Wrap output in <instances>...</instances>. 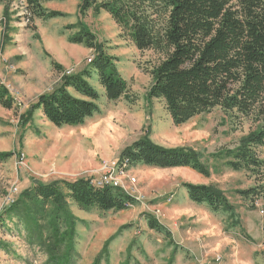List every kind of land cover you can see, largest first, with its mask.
Wrapping results in <instances>:
<instances>
[{"label": "rangeland", "instance_id": "374dc122", "mask_svg": "<svg viewBox=\"0 0 264 264\" xmlns=\"http://www.w3.org/2000/svg\"><path fill=\"white\" fill-rule=\"evenodd\" d=\"M80 3L43 4L46 11L64 14L45 21L32 20L24 0H0V79L17 95L10 94L14 109L0 106V153H14L0 163V215L34 181L48 185L101 180L108 175L125 189L112 186L132 196L137 204L127 211L103 212L97 208L85 211L68 202L76 225L72 264H94L99 257L101 264H264V200L253 206L237 193L256 186L259 178L234 172L224 161L211 158L220 150L237 147L258 128L255 119L217 108L176 127L165 103L147 97L153 84L151 71L163 55L138 50L105 11L91 10L82 16ZM82 28L93 33L115 59L134 102L126 98L110 102L98 73L93 72L88 83L99 95V114L82 126L58 128L38 111L24 124L21 116L40 96L56 90L65 74L90 69L97 53L71 40ZM144 137L165 148L200 153L209 177L189 168L161 170L138 165L123 169L122 151ZM258 153L264 160V148ZM186 183L223 192L234 213H216L194 204L184 188ZM20 206L21 211L23 203ZM45 211L32 219L25 217L30 226L16 216L6 220V226L0 228V264H53L46 249L49 241L41 245L36 237V227L49 233L54 208ZM148 215L164 232L151 229ZM59 253L66 254L67 248L61 247Z\"/></svg>", "mask_w": 264, "mask_h": 264}, {"label": "trees", "instance_id": "16d2710c", "mask_svg": "<svg viewBox=\"0 0 264 264\" xmlns=\"http://www.w3.org/2000/svg\"><path fill=\"white\" fill-rule=\"evenodd\" d=\"M24 1L32 20L47 21L64 16L43 8L45 3L61 0ZM91 10L108 13L138 50L163 55L151 71L153 84L147 97L165 103L176 127L217 108L255 119L258 128L237 147L220 150L211 158L224 161L234 172H248L259 178L256 186L237 193L253 206L264 200V160L258 153V149L264 148V0H81L79 13L86 16ZM71 40L97 53L90 69L80 74H65L56 90L40 96L21 116L24 124L31 122L38 111L58 128L82 126L99 114L96 104L99 95L88 83L93 72L98 73L110 102L122 98L134 102L115 59L106 53L93 33L82 28ZM54 66L61 70L55 63ZM10 94L0 85V106L6 110L15 107ZM13 155V152L0 153V163ZM119 160L123 169L138 165L161 170L189 168L204 177L210 175L200 153L187 148H165L148 137L127 147ZM184 188L194 204L207 206L216 213H234L233 205L216 188L190 183L184 184ZM68 202L77 203L85 211L97 208L103 212L127 211L137 204L122 189L96 187L91 179L55 181L48 185L34 181L0 215V228L13 216L30 226L27 222L30 220L25 221V217L32 219L53 207L49 233L45 235L36 227V237L41 245L49 241L46 249L51 263L72 264L76 225L71 220ZM20 203L24 205L21 211ZM148 219L152 230L164 232L154 218L148 215ZM63 246L67 248L66 254L59 253ZM94 264H101V257Z\"/></svg>", "mask_w": 264, "mask_h": 264}, {"label": "built area", "instance_id": "2783aa9c", "mask_svg": "<svg viewBox=\"0 0 264 264\" xmlns=\"http://www.w3.org/2000/svg\"><path fill=\"white\" fill-rule=\"evenodd\" d=\"M71 74V73H70ZM68 74V75H70ZM0 82H4L0 79ZM12 96H17L15 94H12ZM91 180H94L93 178H90ZM94 181H97V182H103V183H110V184H113L115 186H119L121 188H124L122 187L121 185H118V184H114V179L110 178L108 175L107 176H104L101 180H94ZM125 189V188H124Z\"/></svg>", "mask_w": 264, "mask_h": 264}, {"label": "bare ground", "instance_id": "6f19581e", "mask_svg": "<svg viewBox=\"0 0 264 264\" xmlns=\"http://www.w3.org/2000/svg\"><path fill=\"white\" fill-rule=\"evenodd\" d=\"M0 85L3 86V83L0 82ZM3 87H4V86H3ZM9 92L11 93V95H12V94H15V93H13V92L10 91V90H9ZM93 184H95L96 187L98 186V187H101V188L106 187V186H112V184H110V183H103V182H97V181H93Z\"/></svg>", "mask_w": 264, "mask_h": 264}]
</instances>
